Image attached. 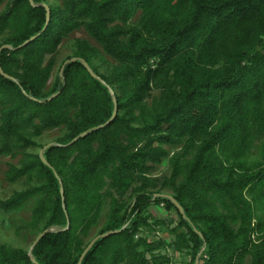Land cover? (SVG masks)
I'll list each match as a JSON object with an SVG mask.
<instances>
[{
  "label": "trees",
  "instance_id": "1",
  "mask_svg": "<svg viewBox=\"0 0 264 264\" xmlns=\"http://www.w3.org/2000/svg\"><path fill=\"white\" fill-rule=\"evenodd\" d=\"M32 2L0 10V156L65 132L48 164L38 151L5 170L28 185L0 208L30 202L16 232H46L30 251L0 242V264H171L165 248L180 264H264V0ZM79 27L115 63L99 72V49L78 38L53 76ZM164 158L169 175L151 178ZM163 224L168 241L142 233Z\"/></svg>",
  "mask_w": 264,
  "mask_h": 264
},
{
  "label": "rangeland",
  "instance_id": "2",
  "mask_svg": "<svg viewBox=\"0 0 264 264\" xmlns=\"http://www.w3.org/2000/svg\"><path fill=\"white\" fill-rule=\"evenodd\" d=\"M7 0H3L0 3V10L3 9ZM52 2H58L59 0H51ZM138 15H136L132 22L135 23L137 21ZM85 39L92 45L96 46L98 51V57L93 61L94 65L97 67L99 72L107 71L114 63L115 60L108 56L106 53L103 52L102 48L98 43H96L91 36L87 33V31L83 27H79L71 32L68 36H66L61 45L55 54V65L53 70V76L55 75L57 69L59 68L61 62L67 58V56L72 55L74 51V41L75 39ZM52 76V78H53ZM52 79L49 82L51 83ZM154 94L157 93V90L153 92ZM65 130L63 127L54 128L48 131H44L41 135L35 137L37 144L35 146H31L24 150L17 151L14 155H2L0 156V200L8 197L13 191L21 190L27 187L28 183L25 181L24 178H20L15 182H8L5 179V170L8 168L9 164H20L21 160L24 157H28L37 153L41 147V145L46 144L48 142H54L57 138L64 134ZM170 153L179 149V147H171L165 146ZM29 154L28 156H25ZM170 173V165L168 162V158H164L160 164H156L155 168L151 171L150 177L151 178H158L163 179L165 176H168ZM155 189H160L161 192H168L167 189H161L159 187H155ZM130 197V192L128 191V201ZM30 206L31 203H27L24 208L20 211H3L0 208V242L4 243L9 246H20L24 249H29L32 242L36 238V234L34 232H30L25 228L20 229V231L16 232V227L18 225H22L24 221H27L30 216ZM149 211L153 214L155 218H162L166 222L172 219L171 225L175 224L178 221V216L174 212V210H166L162 204H152L149 207ZM105 213L100 220V225L103 223ZM99 225V226H100ZM92 230V234L94 233ZM144 235H147L150 240L155 239H165L168 241L172 239L174 235L169 231V227L166 224L157 226L154 230L149 228H144L142 230ZM160 252H166L172 256V260H174L171 264H180V260L185 256V253L174 252L172 248H165L161 249ZM188 258V256L186 255Z\"/></svg>",
  "mask_w": 264,
  "mask_h": 264
},
{
  "label": "water",
  "instance_id": "3",
  "mask_svg": "<svg viewBox=\"0 0 264 264\" xmlns=\"http://www.w3.org/2000/svg\"><path fill=\"white\" fill-rule=\"evenodd\" d=\"M30 1V3H33L32 2V0H29ZM45 8H46V20H48V18H49V8H48V6L45 4ZM31 38H33V37H31ZM3 46H8V45H3ZM1 49V48H0ZM76 59V57H71L70 58V60H75ZM67 61V60H66ZM83 64H84V66L86 67V69L88 70V72L93 76V77H95V78H99V76L92 70V68L90 67V65L85 61V60H83ZM0 74H2L3 76H6V77H11L10 75H8L7 73H5L3 70H2V68H1V66H0ZM115 113H116V106L114 107V110H113V113H112V115H111V117L109 118V120H107L105 123H107V122H109L113 117H114V115H115ZM105 123H103V124H101V126L102 125H104ZM82 134H84V133H82ZM75 138H77V137H75ZM54 142H48V143H46V144H44L40 149H39V156H40V158L43 160V162L44 163H46V164H48V162H47V160L45 159V157H44V155H43V150L47 147V146H49V145H51V144H53ZM60 192L62 193L63 192V187H62V185H60ZM174 200V199H173ZM174 202H175V204H176V206L179 208V210L181 211V212H183V209H182V207L178 204V202H176L175 200H174ZM44 232H46V230H43L42 232H40L37 236H36V238H35V240L32 242V244H31V246H30V248H29V251L31 250V248H32V246H33V244L35 243V241L44 233ZM104 234H107V233H104ZM90 244H91V242H90ZM90 244H88V246L84 249V251L82 252V254H81V256H80V259L82 258V256H83V254L87 251V249H88V247H89V245ZM80 261V260H79ZM32 262H35V259L34 258H32ZM197 263V260H195V262H194V264H196Z\"/></svg>",
  "mask_w": 264,
  "mask_h": 264
}]
</instances>
